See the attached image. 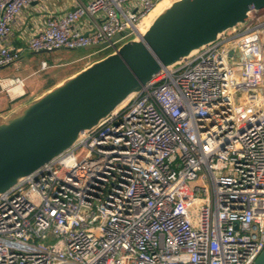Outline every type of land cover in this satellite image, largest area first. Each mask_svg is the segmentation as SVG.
Segmentation results:
<instances>
[{"label":"built area","instance_id":"2783aa9c","mask_svg":"<svg viewBox=\"0 0 264 264\" xmlns=\"http://www.w3.org/2000/svg\"><path fill=\"white\" fill-rule=\"evenodd\" d=\"M36 1L0 0V68L18 58L13 24ZM158 1L77 4L26 47L107 43L84 57L104 54L140 34ZM18 86L0 76L10 98ZM263 248L264 7L0 195V264H253Z\"/></svg>","mask_w":264,"mask_h":264},{"label":"water","instance_id":"95a60500","mask_svg":"<svg viewBox=\"0 0 264 264\" xmlns=\"http://www.w3.org/2000/svg\"><path fill=\"white\" fill-rule=\"evenodd\" d=\"M262 7L264 0H173L143 33L0 114V195L70 148L156 74L242 26ZM253 264H264V248Z\"/></svg>","mask_w":264,"mask_h":264},{"label":"crops","instance_id":"0c3cea01","mask_svg":"<svg viewBox=\"0 0 264 264\" xmlns=\"http://www.w3.org/2000/svg\"><path fill=\"white\" fill-rule=\"evenodd\" d=\"M89 0H37L24 7L13 24L11 46L19 50V56L13 63L0 68V76H19L24 79L23 92L15 99L10 98L0 91V114H5L20 102L26 100L31 92V71L27 64H22V55L26 50V39L39 28L49 14L63 12L74 8L77 4L87 3ZM90 25V17L84 15L80 19V27L87 30ZM45 61V60H42ZM12 67V68H11ZM21 72V73H20Z\"/></svg>","mask_w":264,"mask_h":264},{"label":"rangeland","instance_id":"374dc122","mask_svg":"<svg viewBox=\"0 0 264 264\" xmlns=\"http://www.w3.org/2000/svg\"><path fill=\"white\" fill-rule=\"evenodd\" d=\"M90 51L81 47L75 49L61 48L56 51L34 53L26 47L22 55V64L29 66L28 71L32 70L30 77L31 92L27 94L26 99L37 97L57 81H60L68 74L80 69L91 60L100 56L98 54L88 59L85 58L84 56ZM42 60L46 61V67L41 66ZM2 93L9 96L5 90Z\"/></svg>","mask_w":264,"mask_h":264},{"label":"bare ground","instance_id":"6f19581e","mask_svg":"<svg viewBox=\"0 0 264 264\" xmlns=\"http://www.w3.org/2000/svg\"><path fill=\"white\" fill-rule=\"evenodd\" d=\"M173 0H159L151 9V11L148 13V15L142 20L141 25L139 27V33H143L145 31V29L149 26V24L151 23V21L153 20V18L159 14L163 9H165L166 7H168L170 5V3ZM13 91L17 92V93H22L23 92V88L21 87H15L12 89ZM126 102V101H125ZM124 102V103H125ZM122 103V104H124ZM121 104V105H122Z\"/></svg>","mask_w":264,"mask_h":264}]
</instances>
